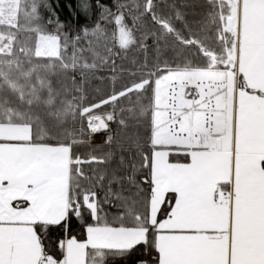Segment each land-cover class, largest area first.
Here are the masks:
<instances>
[{"label":"snow or ice","instance_id":"1","mask_svg":"<svg viewBox=\"0 0 264 264\" xmlns=\"http://www.w3.org/2000/svg\"><path fill=\"white\" fill-rule=\"evenodd\" d=\"M59 7L0 0V264H264V0Z\"/></svg>","mask_w":264,"mask_h":264},{"label":"trees","instance_id":"2","mask_svg":"<svg viewBox=\"0 0 264 264\" xmlns=\"http://www.w3.org/2000/svg\"><path fill=\"white\" fill-rule=\"evenodd\" d=\"M94 2V0H93ZM105 3H108L110 6L113 4L114 0H104ZM179 2V0H178ZM188 3L191 4H201L203 3V0H187ZM60 3V7L57 9V12L60 15V19L62 21H66L71 23V25L73 26L74 29L79 30L80 27L82 26H87L89 28H92L95 26V24L100 20L99 17V10L95 9L93 10V12H91L89 14V16L87 18H85L83 15H78L76 18H73V10L76 9L78 0H59ZM67 5H71L72 6V10H70ZM196 11H200L201 9L197 8L195 9ZM186 11H188L189 13H191L193 11V9H186ZM102 27H104L109 33H111L112 31L115 30V25L114 23L110 22V21H101ZM149 44V57L152 56V50H151V46H152V41L149 40L148 41ZM83 46H87L86 41L83 42ZM117 51H119V49H116ZM86 55H90L87 54ZM143 56L144 53L142 51H139L136 48L130 49L129 51H127V53L121 52V57L116 58V65H117V71H119V67L123 66L125 69L133 67L131 61L132 60H137V61H142L143 60ZM113 73L105 68L103 70H101L99 73H97L98 76L101 77H110ZM125 80H127V77L125 76ZM96 88H100L102 93H107L110 92L111 90V84L110 81L108 79H104L103 81L99 80V79H93L91 80L90 84L87 86V90L89 93L90 98L92 96L96 95L95 89ZM113 128H115V125L112 126ZM104 134V133H103ZM97 136V134L94 136V138ZM106 137L104 138V140L102 142H92V147L97 146V145H102L105 141ZM91 150V148L89 146H81V148L79 149V153L84 156L87 155V153ZM107 149L104 148L102 150H98L97 151V155H101L103 154V151H106ZM74 235H77L78 239H82L84 238L82 236V234H80V230L77 228L73 231ZM60 235V233L58 231H54L51 234V239L55 240L57 239V237Z\"/></svg>","mask_w":264,"mask_h":264},{"label":"rangeland","instance_id":"3","mask_svg":"<svg viewBox=\"0 0 264 264\" xmlns=\"http://www.w3.org/2000/svg\"><path fill=\"white\" fill-rule=\"evenodd\" d=\"M108 109H106V108H104V107H102L101 109H99V110H97V114H103L105 111H107ZM113 126V125H112ZM102 134L103 133H98V135L99 136H102ZM96 134H94L93 136H92V142H95L96 140L94 139V136H95ZM106 137V133H104V138ZM104 140V139H103ZM98 143V142H97Z\"/></svg>","mask_w":264,"mask_h":264},{"label":"crops","instance_id":"4","mask_svg":"<svg viewBox=\"0 0 264 264\" xmlns=\"http://www.w3.org/2000/svg\"><path fill=\"white\" fill-rule=\"evenodd\" d=\"M96 141L95 142H102L103 139H104V134H102V136H99L98 133H97V136L94 138Z\"/></svg>","mask_w":264,"mask_h":264}]
</instances>
